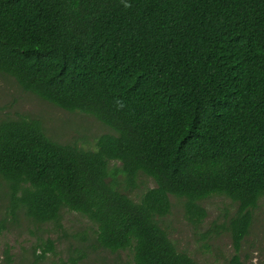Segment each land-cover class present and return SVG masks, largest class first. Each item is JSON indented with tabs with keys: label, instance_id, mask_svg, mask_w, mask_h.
Here are the masks:
<instances>
[{
	"label": "trees",
	"instance_id": "trees-1",
	"mask_svg": "<svg viewBox=\"0 0 264 264\" xmlns=\"http://www.w3.org/2000/svg\"><path fill=\"white\" fill-rule=\"evenodd\" d=\"M0 74L113 131L90 150L38 119H0V235L22 217L62 229L67 210L96 226L95 248L134 264H199L162 220L175 197L200 225L201 203L221 196L237 209L215 231L245 264L264 197V0H0ZM49 253L51 239L33 252Z\"/></svg>",
	"mask_w": 264,
	"mask_h": 264
},
{
	"label": "rangeland",
	"instance_id": "rangeland-1",
	"mask_svg": "<svg viewBox=\"0 0 264 264\" xmlns=\"http://www.w3.org/2000/svg\"><path fill=\"white\" fill-rule=\"evenodd\" d=\"M11 116L15 119L28 116L41 121L47 134L64 144H76L93 150L97 139L113 131L92 116L70 113L44 102L20 89L11 77L0 74V119ZM144 187L155 183L146 178ZM0 179V219L5 216V198ZM138 192L130 193L135 198ZM171 214L163 219L162 226L170 234L177 248L185 251L199 264H230L236 254L229 234H217L216 226L227 223L237 209V204L221 196L211 197L201 203L207 211L202 224L196 225L185 215L184 200L171 198ZM62 229L53 224L38 229L25 217L19 222L10 220L7 229L0 235V264L4 253L10 248L14 264H60L69 263L71 257L85 258L78 264H134L132 252L112 254L95 248L96 226L78 213L65 210L62 214ZM212 232V233H211ZM49 239L55 242L57 254H47L45 259L34 256V249ZM41 250H38V254ZM245 264H264V197L254 211L249 235L242 243L239 253Z\"/></svg>",
	"mask_w": 264,
	"mask_h": 264
}]
</instances>
